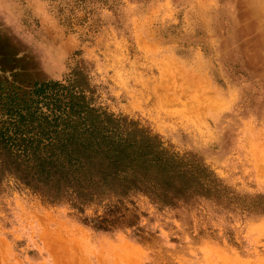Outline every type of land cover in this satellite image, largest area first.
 <instances>
[{"label": "rangeland", "instance_id": "374dc122", "mask_svg": "<svg viewBox=\"0 0 264 264\" xmlns=\"http://www.w3.org/2000/svg\"><path fill=\"white\" fill-rule=\"evenodd\" d=\"M76 71L95 107L199 158L236 205L138 198L133 236L6 188L0 264H264V0H0V104Z\"/></svg>", "mask_w": 264, "mask_h": 264}, {"label": "trees", "instance_id": "16d2710c", "mask_svg": "<svg viewBox=\"0 0 264 264\" xmlns=\"http://www.w3.org/2000/svg\"><path fill=\"white\" fill-rule=\"evenodd\" d=\"M73 75L27 94L16 89L0 104V191L27 192L67 206L97 231L126 228L133 236L138 198L186 211L236 205L199 158L179 156L137 122L95 107L83 75Z\"/></svg>", "mask_w": 264, "mask_h": 264}]
</instances>
